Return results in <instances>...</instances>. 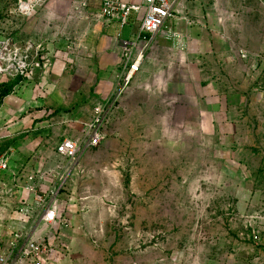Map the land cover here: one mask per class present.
Listing matches in <instances>:
<instances>
[{
	"label": "rangeland",
	"instance_id": "obj_1",
	"mask_svg": "<svg viewBox=\"0 0 264 264\" xmlns=\"http://www.w3.org/2000/svg\"><path fill=\"white\" fill-rule=\"evenodd\" d=\"M79 1L69 0L65 26L51 19L46 37L37 39L47 57L45 75L59 73L51 71L57 61L75 69L73 56L90 47L91 30L76 29ZM18 3L0 0V29L27 37L16 25L25 20L15 16ZM119 69L120 63L108 76L112 88L103 87L95 101L116 98L105 137L83 153L61 194L73 222L65 264H264V74L257 100L243 103L225 145L155 125L154 116L142 115L137 94L122 103L136 76L117 95ZM40 79L41 72L24 85ZM14 83L0 75V88ZM74 111L60 108L56 116Z\"/></svg>",
	"mask_w": 264,
	"mask_h": 264
},
{
	"label": "crops",
	"instance_id": "obj_2",
	"mask_svg": "<svg viewBox=\"0 0 264 264\" xmlns=\"http://www.w3.org/2000/svg\"><path fill=\"white\" fill-rule=\"evenodd\" d=\"M76 9L80 12L76 29L91 30L88 50L73 56L76 68L44 75V97L39 96L37 81L22 84L0 101V154L10 153V170L0 173L3 242L10 238V207L17 197L9 196V192L14 193L11 171L24 175L42 167H55L54 145L82 130L79 122L57 125L62 117L56 116L60 108L75 106L69 115L76 117L75 112H83L84 118H76L89 120L102 88L107 92L112 88L108 76L120 61L113 36L115 27L95 14ZM69 14V0H49L16 25L20 24L21 34L36 42L46 37L44 30L50 28L51 19H60L65 26ZM99 23L105 30L103 35ZM261 74L264 0H178L174 16L155 36L122 103L127 104L137 94L142 115L154 116L155 125L167 124L170 131L177 129L186 135L198 134L200 142L214 136L226 145L233 137L236 115L243 103L257 100ZM5 184L8 192L3 194Z\"/></svg>",
	"mask_w": 264,
	"mask_h": 264
},
{
	"label": "built area",
	"instance_id": "obj_3",
	"mask_svg": "<svg viewBox=\"0 0 264 264\" xmlns=\"http://www.w3.org/2000/svg\"><path fill=\"white\" fill-rule=\"evenodd\" d=\"M42 0H19L15 16L32 15ZM178 0H81L77 8L86 14H95L108 26L115 27L120 69L117 72V95L128 88L140 71L155 36L175 14ZM96 7L95 10L92 8ZM4 17L0 18L3 20ZM13 23V22H12ZM15 24V23H14ZM1 27V26H0ZM42 43L31 37H17L0 29V75L18 80L16 86L32 80L41 72L37 82L39 96L47 90L44 73L47 57ZM245 54L244 50H241ZM66 63L55 62L51 71H63ZM58 68V69H57ZM16 88V87H15ZM15 92V89L12 91ZM116 98L98 102L89 120L65 117L57 124L81 123L82 130L65 136L54 145L57 160L55 167H42L24 175L11 171L15 204L10 207V238L3 242L0 236V264H59L71 238L73 227L68 213V198L61 196L66 180L74 166L88 149L99 146L104 139V123ZM27 131V130H24ZM2 137L0 131V138ZM10 170V153L0 154V173ZM20 179V180H18ZM8 192L6 184L1 188Z\"/></svg>",
	"mask_w": 264,
	"mask_h": 264
},
{
	"label": "trees",
	"instance_id": "obj_4",
	"mask_svg": "<svg viewBox=\"0 0 264 264\" xmlns=\"http://www.w3.org/2000/svg\"><path fill=\"white\" fill-rule=\"evenodd\" d=\"M12 81H15V83L13 85H7V86L0 88V99H2L4 96H6L12 92L13 86L16 85L18 80H12Z\"/></svg>",
	"mask_w": 264,
	"mask_h": 264
}]
</instances>
